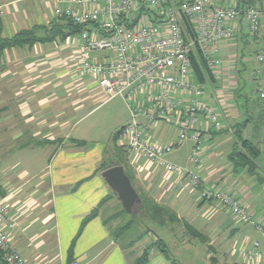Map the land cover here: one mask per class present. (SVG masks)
<instances>
[{
	"label": "crops",
	"instance_id": "obj_1",
	"mask_svg": "<svg viewBox=\"0 0 264 264\" xmlns=\"http://www.w3.org/2000/svg\"><path fill=\"white\" fill-rule=\"evenodd\" d=\"M56 3L0 0L1 36L33 32L38 40L0 51V200L15 223L9 232L11 247L31 264H134L147 248L146 264H193L200 246L207 247L210 264H264V256L250 263L246 258L256 241L264 252V101L256 95L259 82L264 83V65L255 62L264 47V27L256 35L240 33L220 43V79L205 86L223 128L199 117L196 129L203 141L199 167L189 158L186 167L176 164L182 173L159 174L160 169L124 146L122 166L132 172L138 194L164 205L176 217L174 223L162 224L167 242L163 235L156 236L138 249L140 238L121 245L101 213L106 203H121L102 173L105 166L120 164L114 136L130 123V112L121 97L113 98L121 101L111 117V145L99 143L88 149L90 133L77 127L94 111L86 113L94 99H113L108 101L96 80L78 71L82 42L54 15ZM194 80L198 82L196 76ZM163 126L168 125L153 129V141L165 142ZM240 139L252 142L258 153L247 154ZM234 152L246 154L254 172L247 161L232 160ZM195 169L207 187L224 189L239 199L260 228L239 223L230 214L231 220L224 206L203 200L186 172ZM105 200L99 215L80 232L86 217ZM185 253L192 260H185Z\"/></svg>",
	"mask_w": 264,
	"mask_h": 264
},
{
	"label": "built area",
	"instance_id": "obj_2",
	"mask_svg": "<svg viewBox=\"0 0 264 264\" xmlns=\"http://www.w3.org/2000/svg\"><path fill=\"white\" fill-rule=\"evenodd\" d=\"M253 1L56 0L53 12L84 27L77 34L82 42L78 71L94 78L108 101L121 97L126 102L131 121L119 134L121 145L144 156L156 169L182 173L167 157L192 141L190 161L199 167L203 151L202 135L196 129L199 117L216 129L223 128L221 115L208 102L206 86L194 80L193 59L203 58L214 78L220 79V43L240 33L256 35L264 27V0ZM3 14L0 7V17ZM102 52L110 56L93 57ZM255 62L264 65V47ZM259 73H255L257 79ZM256 95L264 101V83L259 82ZM159 124L176 128V140L153 141L150 135ZM186 172L190 186L200 191L203 200L217 201L235 221L260 228L249 209L229 191L207 187L196 169ZM9 211L0 200V264H31L10 245L9 232L15 223ZM263 256L257 241L246 253L248 263Z\"/></svg>",
	"mask_w": 264,
	"mask_h": 264
},
{
	"label": "rangeland",
	"instance_id": "obj_3",
	"mask_svg": "<svg viewBox=\"0 0 264 264\" xmlns=\"http://www.w3.org/2000/svg\"><path fill=\"white\" fill-rule=\"evenodd\" d=\"M107 55H109V53L107 52L94 53L93 57L103 60V58H105ZM207 90L209 91V89ZM99 97L105 100L104 97L102 96ZM101 98L100 99L96 98L94 99L93 102L90 103L88 109L86 110V113L92 110L94 111H92L89 115H87L77 127L78 128L77 130L83 129L84 131H88V133H90V138L87 139V142L89 143V147H88L89 150L95 148L96 145H98L99 143L111 145V138L114 132L112 131V127L114 126V124L111 121L112 120L111 117L113 115V112L116 111V109L119 107L118 105L121 99L116 98L109 102H104L103 100H101ZM161 132H162L161 138L164 139L163 141L165 142H171L176 140L177 138V130L172 126H163ZM192 143H193L192 141H186L180 147V149L174 150L167 157L168 160L173 162L174 164L181 165L182 167H186V165L188 166L189 158L191 157ZM141 157H142L141 160L145 159L144 156ZM162 172H164V170L160 169L159 174H161ZM123 210L124 209L121 203L116 202V204H109V205L106 203L101 211L104 220L107 222V224L110 225L111 232L115 233V235L117 236L116 238L119 240L121 245L127 246L129 243H133L140 238L138 240L139 243L137 246L139 249L140 247L139 244H141L142 246H148L150 243L156 240L155 238L156 236L160 237L161 235H163V237L161 238L164 241H166L165 240L166 238L168 239V236L166 238L164 237L166 236L164 233L166 228L154 222V220H152L150 216H146V215L143 216L138 206H136L134 210V215L132 216L126 214ZM228 216L232 220L230 213ZM129 223H131L132 226L128 230L124 231L125 229L124 227ZM247 227L250 228V226ZM253 236H256L258 238V235L254 234ZM138 249L136 250V254H140L139 253L140 250ZM197 251L199 257L193 260V264H210L207 260L208 259L207 247L200 246L198 247ZM171 253L174 255L175 258L177 257L174 253V249H171ZM183 258L187 261L192 260L190 254L187 253L183 254ZM221 264L224 263L221 262Z\"/></svg>",
	"mask_w": 264,
	"mask_h": 264
},
{
	"label": "trees",
	"instance_id": "obj_4",
	"mask_svg": "<svg viewBox=\"0 0 264 264\" xmlns=\"http://www.w3.org/2000/svg\"><path fill=\"white\" fill-rule=\"evenodd\" d=\"M251 3H255V1L251 0ZM60 20L64 21L66 23V27L69 28V31L72 34L77 35L84 28L82 26L75 25L71 20H69L67 18L63 17V18H60ZM56 30L58 31L59 29L56 28ZM53 34H55V33H53ZM37 41L38 40L35 38L33 32H20L11 38H3L1 36V33H0V51L4 50L6 48H13V47H17V46H22V45L34 43ZM192 65H193L194 76L197 77L199 84L206 85L207 81H209V82H215L216 81L213 74L208 70L206 63L204 62L203 58L199 57L198 59H193ZM122 129L120 131H118L114 136V141H115L114 151H115L117 157L119 158L120 164H112L111 166H105L104 167L105 169H108L110 167L117 166V165H122L124 162V159H125L124 146H118L116 144L117 141L119 142V134L122 131ZM240 140H242V139H240ZM242 145L246 149L247 154H248V151H249V154H252L253 156H255L258 153V152H256V149L253 146L252 142H249V140H242ZM246 156L247 155L244 153L234 152L231 159L234 160L235 162L237 159H239V161H247L246 165L249 167V170L251 172H254L255 165L251 162H248L249 159ZM126 173L132 181L133 180L132 172L126 171ZM139 196H140L141 202L137 206L140 208L143 216H145V215L150 216L152 218V220H154V222H156L157 224H160V225L164 224L166 221L169 223H174L176 221V217L170 209H168L167 207H165L162 204L157 203L155 200L149 198L148 196H146L144 194H139ZM105 202H106V200L102 201L100 203L99 207L97 209H95L88 217H86V219L84 220V222L82 224L80 232L82 231L83 227L85 226V224L90 219L95 218L99 215V210L104 205ZM123 211L130 216L134 215V214L127 213L125 210H123ZM105 223H107V222L105 221ZM131 226H132L131 223L126 225L124 227L125 229L123 228L124 231L128 230ZM113 235L115 238L117 237L115 235V233H113ZM149 250H150L149 248L145 249L144 252L142 253V255L135 261L134 264H146L149 260ZM0 256H1V254H0Z\"/></svg>",
	"mask_w": 264,
	"mask_h": 264
},
{
	"label": "water",
	"instance_id": "obj_5",
	"mask_svg": "<svg viewBox=\"0 0 264 264\" xmlns=\"http://www.w3.org/2000/svg\"><path fill=\"white\" fill-rule=\"evenodd\" d=\"M102 177L113 195L121 202L124 210L129 214H134L136 206L141 201L125 168L122 165L110 167L102 173Z\"/></svg>",
	"mask_w": 264,
	"mask_h": 264
}]
</instances>
